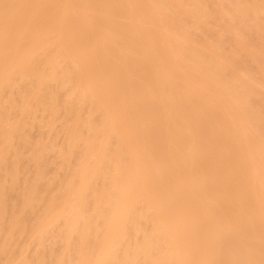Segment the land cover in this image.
Wrapping results in <instances>:
<instances>
[{
  "label": "bare ground",
  "instance_id": "obj_1",
  "mask_svg": "<svg viewBox=\"0 0 264 264\" xmlns=\"http://www.w3.org/2000/svg\"><path fill=\"white\" fill-rule=\"evenodd\" d=\"M22 234L55 264H264V0H0V254L47 264Z\"/></svg>",
  "mask_w": 264,
  "mask_h": 264
},
{
  "label": "rangeland",
  "instance_id": "obj_2",
  "mask_svg": "<svg viewBox=\"0 0 264 264\" xmlns=\"http://www.w3.org/2000/svg\"><path fill=\"white\" fill-rule=\"evenodd\" d=\"M40 116V115H39ZM42 116V115H41ZM40 116V117H41ZM43 117V116H42ZM56 125H57V132H56V134H55V142L57 143V146L58 147H60L61 145H62V143H63V141H64V133H63V129L61 128V118H59V119H57V121H56ZM34 128H36L35 130H33ZM39 129V130H38ZM42 130H44L45 132H49V130H48V127L47 126H45V127H42V128H37L36 126H33V128H32V131H34L35 132V136H41V134L40 133H42ZM46 133V134H47ZM32 134H34V133H32ZM43 134V133H42ZM55 153V154H54ZM25 160L23 161V165L25 166V167H27V168H30L31 166H30V162H28L27 160H26V158H24ZM48 161H49V163H50V165H52L53 166V169L54 168H56L58 165H59V162H60V156L58 155V153L57 152H51V154L49 153L48 154ZM29 166V167H28ZM52 169V171L48 174V176H51V175H54V174H56L55 173V169L53 170ZM60 171H62V169H60L59 170V172ZM25 175V174H24ZM46 193H47V195H48V192H45L44 194H45V196H47L46 195ZM38 208V209H37ZM40 210V208H39V206H36V207H34L33 209H31L30 210V212H29V215L28 216H30V217H35L36 216V214L38 213V211ZM36 213H35V212ZM59 230H58V229ZM54 232L53 233H57V231H58V233L60 232V230H61V227L60 226H56L55 228H54ZM17 242H18V244H17V246H19V247H22L23 249H24V251H25V253L27 254V256L29 255V257L32 259V260H36L37 258H38V256L39 255H41L42 256V258H44L45 260H47V261H50V259L52 258V259H54V256L56 255L55 254V252L57 251V254H60L61 252H65L64 250H63V242H62V240L61 239H55V241H54V239H51V238H46L43 242H42V244H41V246H39L38 244V242H37V240L36 239H29L27 236H25V235H19V237L17 238ZM21 242V243H20ZM16 245H14L13 246V248L14 249H17V247H15ZM50 246H52V247H55V248H52V247H50ZM56 247H57V249H56ZM49 251H48V250ZM50 249H52V251H53V253H51V250ZM30 250V251H29ZM44 250V251H43ZM40 251V252H39ZM42 251V252H41ZM47 252V257H44L45 255V253ZM42 253H43V255H42ZM49 254H52V256L51 255H49ZM72 254V255H71ZM48 255H49V257H48ZM54 255V256H53ZM3 256V257H2ZM50 256H51V258H50ZM32 257H34V259L32 258ZM9 258V256H7L6 254H0V264H5L8 260ZM11 258V257H10ZM10 258H9V260H10ZM70 258H73V253H70ZM51 259V262H53L54 263V261ZM47 261H44L45 263H47V264H51V263H48ZM55 264V263H54ZM65 264H72V262L70 261V262H68V263H65Z\"/></svg>",
  "mask_w": 264,
  "mask_h": 264
}]
</instances>
